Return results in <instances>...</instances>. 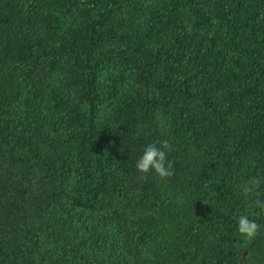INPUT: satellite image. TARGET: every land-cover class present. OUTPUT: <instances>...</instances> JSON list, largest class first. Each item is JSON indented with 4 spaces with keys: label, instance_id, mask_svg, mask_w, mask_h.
<instances>
[{
    "label": "trees",
    "instance_id": "16d2710c",
    "mask_svg": "<svg viewBox=\"0 0 264 264\" xmlns=\"http://www.w3.org/2000/svg\"><path fill=\"white\" fill-rule=\"evenodd\" d=\"M255 199L264 0H0V264H264Z\"/></svg>",
    "mask_w": 264,
    "mask_h": 264
},
{
    "label": "clouds",
    "instance_id": "9594fccd",
    "mask_svg": "<svg viewBox=\"0 0 264 264\" xmlns=\"http://www.w3.org/2000/svg\"><path fill=\"white\" fill-rule=\"evenodd\" d=\"M172 150V145L168 140L160 142L159 146L155 143L147 145L142 155L136 160L135 168L144 178L150 173L157 174L164 179L173 175L171 162L168 161V152ZM261 180L257 177L250 178L241 186V193L245 198L258 194ZM250 207L259 208L264 211V201L255 199L250 201ZM238 233L246 240H252L260 233V225L255 220L249 219L246 214H241L237 218Z\"/></svg>",
    "mask_w": 264,
    "mask_h": 264
},
{
    "label": "rangeland",
    "instance_id": "374dc122",
    "mask_svg": "<svg viewBox=\"0 0 264 264\" xmlns=\"http://www.w3.org/2000/svg\"><path fill=\"white\" fill-rule=\"evenodd\" d=\"M251 251V248L247 249V253L245 254V256H247V254Z\"/></svg>",
    "mask_w": 264,
    "mask_h": 264
}]
</instances>
